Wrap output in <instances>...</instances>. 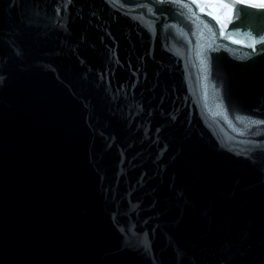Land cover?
Returning a JSON list of instances; mask_svg holds the SVG:
<instances>
[{
	"label": "water",
	"instance_id": "obj_1",
	"mask_svg": "<svg viewBox=\"0 0 264 264\" xmlns=\"http://www.w3.org/2000/svg\"><path fill=\"white\" fill-rule=\"evenodd\" d=\"M226 2L0 0V264H264V8Z\"/></svg>",
	"mask_w": 264,
	"mask_h": 264
},
{
	"label": "snow or ice",
	"instance_id": "obj_2",
	"mask_svg": "<svg viewBox=\"0 0 264 264\" xmlns=\"http://www.w3.org/2000/svg\"><path fill=\"white\" fill-rule=\"evenodd\" d=\"M75 2L76 0H52L55 14L57 16H60L61 13L67 11L70 4ZM192 2L200 8L201 12L207 11L208 15L213 16L216 21L221 25V29H223L232 18V5L227 3L226 0H192ZM243 2L253 7L264 8V2H260V0H243ZM234 42L241 43L240 41ZM262 44H264V39H262ZM247 46L251 47L253 52L257 51L255 42ZM128 67L129 70L132 71L133 77H137L139 69L133 68L131 64H129ZM131 87H136L135 80H133ZM258 123L264 124V120H260L258 121ZM156 131L159 132L160 129H157Z\"/></svg>",
	"mask_w": 264,
	"mask_h": 264
}]
</instances>
